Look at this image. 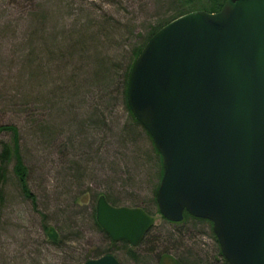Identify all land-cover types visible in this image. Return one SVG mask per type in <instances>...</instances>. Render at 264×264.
Segmentation results:
<instances>
[{
    "label": "rangeland",
    "instance_id": "obj_1",
    "mask_svg": "<svg viewBox=\"0 0 264 264\" xmlns=\"http://www.w3.org/2000/svg\"><path fill=\"white\" fill-rule=\"evenodd\" d=\"M208 5L195 0L181 7ZM176 6L0 0V125L16 127L36 199L23 190L14 155L2 164L14 134L1 131L0 264H83L107 251L121 264H229L212 221L174 223L160 213L161 158L125 102L123 75L133 49ZM101 194L156 217L138 246L111 241L97 227Z\"/></svg>",
    "mask_w": 264,
    "mask_h": 264
},
{
    "label": "water",
    "instance_id": "obj_2",
    "mask_svg": "<svg viewBox=\"0 0 264 264\" xmlns=\"http://www.w3.org/2000/svg\"><path fill=\"white\" fill-rule=\"evenodd\" d=\"M127 102L163 158L162 216L208 219L229 264H264V0H225L164 25L131 67ZM96 220L138 246L156 217L101 194Z\"/></svg>",
    "mask_w": 264,
    "mask_h": 264
},
{
    "label": "trees",
    "instance_id": "obj_3",
    "mask_svg": "<svg viewBox=\"0 0 264 264\" xmlns=\"http://www.w3.org/2000/svg\"><path fill=\"white\" fill-rule=\"evenodd\" d=\"M175 3L177 4L176 6V9L178 10L177 13H175L174 15L172 16H168V18H162L161 21H158V23L149 31L148 35L145 36V39L142 43H140L138 46H136V48L133 49L132 51V56L130 58V62L124 72V75H123V87H124V94H125V102L127 103V108L129 109L132 117L134 118V120L139 123V124H142L141 122H139L133 115L129 105H128V102H127V83H128V77H129V73H130V70H131V67L135 61V59L138 57V55L140 54V52L142 51V49L144 48L145 44L147 43V41L150 39V37L155 33L157 32L160 28H162L164 25H166L167 23H169L170 21L178 18L179 16H182L188 12H191L190 11H184V9H182V5L184 4H188V3H192V2H195V0H174ZM209 1V5L208 7L206 8V10L210 11V12H217L219 11L225 0H207ZM143 125V124H142ZM144 127V126H143ZM145 128V127H144ZM4 130H9V131H13V136H14V143H13V148L10 146V145H6L3 149V152H2V164L4 165L5 162L11 158L13 155L15 157V164H14V172L15 174L17 175L19 181H20V184L23 188V190L25 191L26 195L32 199L33 203L35 204L36 203V199H35V195L30 191L29 187H28V168L26 166V164L24 163L23 161V158L19 152V141H18V137H17V130H16V127H14L13 125H0V132L1 131H4ZM147 131V130H146ZM148 135L150 136L152 142H153V145L157 151V153L159 154V157L161 158V164H160V170L163 171L164 170V167H163V160H162V155L160 154V151L157 149L155 143H154V140L152 138V136L150 135V133L147 131ZM1 165L0 166V172L3 174L4 173V166ZM159 188V187H158ZM158 190V189H157ZM156 194H157V191H156ZM0 196H1V189H0ZM156 197V195H155ZM108 199V198H107ZM155 199V198H154ZM156 200V199H155ZM109 201V200H108ZM110 202V201H109ZM157 203V202H156ZM146 210V209H145ZM147 211V210H146ZM148 212V211H147ZM149 213V212H148ZM151 214V213H150ZM93 217H94V222L95 224L97 225V227L99 229H101L105 234L106 236L112 241V239L110 238V236L101 228V226L98 224L97 220H96V210L94 208V211H93ZM189 218H193V219H198V220H203L204 218H199V217H195V216H192L190 215L188 212H185L184 213V219L181 221V222H174V223H182V222H186L187 219ZM150 231V230H149ZM149 231L146 233V235L149 233ZM125 241V240H124ZM127 242V241H125ZM113 244L115 242H112ZM109 251H107L106 254H108ZM219 254L221 256L224 257V255L222 254L221 252V249L219 248ZM102 255H105V253H101L99 255L102 256ZM92 257H88L87 260L91 259ZM97 258V257H96ZM86 260V261H87ZM227 260V259H226ZM228 262V260H227ZM229 263V262H228ZM178 264V263H176Z\"/></svg>",
    "mask_w": 264,
    "mask_h": 264
},
{
    "label": "flooded vegetation",
    "instance_id": "obj_4",
    "mask_svg": "<svg viewBox=\"0 0 264 264\" xmlns=\"http://www.w3.org/2000/svg\"><path fill=\"white\" fill-rule=\"evenodd\" d=\"M150 230V229H149Z\"/></svg>",
    "mask_w": 264,
    "mask_h": 264
}]
</instances>
